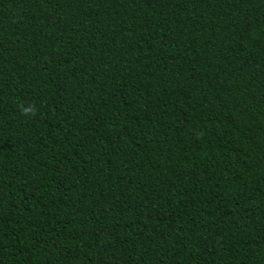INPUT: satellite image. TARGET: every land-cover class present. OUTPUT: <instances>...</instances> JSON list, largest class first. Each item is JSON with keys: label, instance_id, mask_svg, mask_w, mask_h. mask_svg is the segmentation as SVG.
Returning <instances> with one entry per match:
<instances>
[{"label": "trees", "instance_id": "16d2710c", "mask_svg": "<svg viewBox=\"0 0 264 264\" xmlns=\"http://www.w3.org/2000/svg\"><path fill=\"white\" fill-rule=\"evenodd\" d=\"M0 264H264V0H0Z\"/></svg>", "mask_w": 264, "mask_h": 264}, {"label": "clouds", "instance_id": "9594fccd", "mask_svg": "<svg viewBox=\"0 0 264 264\" xmlns=\"http://www.w3.org/2000/svg\"><path fill=\"white\" fill-rule=\"evenodd\" d=\"M20 112L23 116H32L35 115L36 109L34 105L28 104L27 106H22Z\"/></svg>", "mask_w": 264, "mask_h": 264}]
</instances>
